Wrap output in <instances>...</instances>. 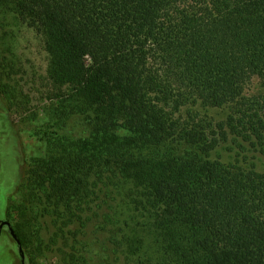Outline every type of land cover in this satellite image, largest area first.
Masks as SVG:
<instances>
[{
    "label": "trees",
    "instance_id": "obj_1",
    "mask_svg": "<svg viewBox=\"0 0 264 264\" xmlns=\"http://www.w3.org/2000/svg\"><path fill=\"white\" fill-rule=\"evenodd\" d=\"M6 16L47 55L43 118H25L46 153L7 206L21 246L25 211L50 213L67 238L87 211L109 207L118 224L106 206L118 197L145 217L160 264H264V173L211 157L231 135L264 148V98L244 94L264 83V0H0L3 27ZM10 38L2 30L0 96L23 115L31 82ZM223 108L216 126L198 112ZM69 260L87 264L76 246Z\"/></svg>",
    "mask_w": 264,
    "mask_h": 264
},
{
    "label": "rangeland",
    "instance_id": "obj_2",
    "mask_svg": "<svg viewBox=\"0 0 264 264\" xmlns=\"http://www.w3.org/2000/svg\"><path fill=\"white\" fill-rule=\"evenodd\" d=\"M5 18L3 23L7 27L0 25V33L7 30L12 37L8 42L21 61L25 79L31 82L24 91L29 93L32 100L28 113L19 115L8 110L0 96V220H8L14 229L17 223L22 222V217L20 211H7L8 203L10 200H19V188L24 181L28 162L46 153L45 145L33 135L35 123H29L25 118L47 104L39 96V92L43 91L42 85H45L47 55L41 39L33 31L24 27L16 28L11 17ZM244 94L248 98H264V83L254 79ZM198 112L200 116L211 119L213 126L224 124L228 115L227 108L198 109ZM39 117L43 118L40 111ZM211 157L224 163L254 166L256 171L264 173V148L252 147L244 138L237 139L231 135L226 143L219 144ZM116 199L115 204L112 202L106 206H112L121 214L118 224L106 222L103 214L113 212L109 207L87 211L82 217L89 220L83 225L75 220L64 228L68 239L61 236L60 224L54 223L50 213L38 216V207L35 208L37 211H25V217L31 219L30 231L26 233L28 243L20 246V252L9 236L0 238V264H72L69 255L73 246H76L87 264H160L153 244V232L144 227L145 217L134 209L120 207L119 198ZM34 217L36 221L32 219ZM126 222L132 227L131 230L126 231ZM121 227L122 232L119 230ZM75 231H78V236L72 244L73 238L69 233ZM55 235L57 238L54 239Z\"/></svg>",
    "mask_w": 264,
    "mask_h": 264
},
{
    "label": "flooded vegetation",
    "instance_id": "obj_3",
    "mask_svg": "<svg viewBox=\"0 0 264 264\" xmlns=\"http://www.w3.org/2000/svg\"><path fill=\"white\" fill-rule=\"evenodd\" d=\"M6 235L9 236L12 239V241L16 243L18 248H20L21 245L18 244L16 241L17 239L13 237V235L15 236L13 228L10 226L9 221L3 218L0 220V238Z\"/></svg>",
    "mask_w": 264,
    "mask_h": 264
},
{
    "label": "water",
    "instance_id": "obj_4",
    "mask_svg": "<svg viewBox=\"0 0 264 264\" xmlns=\"http://www.w3.org/2000/svg\"><path fill=\"white\" fill-rule=\"evenodd\" d=\"M11 232H12V230H11ZM13 237L16 239V237L14 235H13ZM16 241L19 244L18 240H16ZM19 251L21 252V248H19Z\"/></svg>",
    "mask_w": 264,
    "mask_h": 264
}]
</instances>
